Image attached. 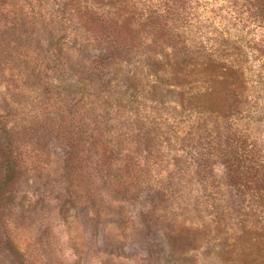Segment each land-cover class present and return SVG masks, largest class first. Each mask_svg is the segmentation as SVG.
I'll return each instance as SVG.
<instances>
[{"label":"rangeland","instance_id":"374dc122","mask_svg":"<svg viewBox=\"0 0 264 264\" xmlns=\"http://www.w3.org/2000/svg\"><path fill=\"white\" fill-rule=\"evenodd\" d=\"M259 1L0 0V264H264Z\"/></svg>","mask_w":264,"mask_h":264},{"label":"trees","instance_id":"16d2710c","mask_svg":"<svg viewBox=\"0 0 264 264\" xmlns=\"http://www.w3.org/2000/svg\"><path fill=\"white\" fill-rule=\"evenodd\" d=\"M264 2V0H260L259 2ZM261 6H259V8L261 10H263V4H261ZM227 62H216L214 61L213 62V65L215 66H225L226 69L225 70H219V71H215V81L219 82L222 87L223 86H227L228 88L230 87V81H229V73L231 71H237L240 70V69H236L234 65H229L227 66ZM227 71H230V72H227ZM242 74V73H241ZM221 87V88H222ZM208 98V104H206L205 109L208 108L210 110H217V109H223L222 107H225L227 104H229L227 101L228 100H225V99H222L221 98V95H217V96H210V97H207ZM230 171L232 172V181L234 183V185L237 186V184L241 183L242 179L244 178V174L242 172H240V169L239 167L235 170V169H232L231 166H230ZM253 230V229H251ZM263 239V238H262ZM250 240L252 241V243H255L256 241V237L255 236H251L250 237Z\"/></svg>","mask_w":264,"mask_h":264}]
</instances>
